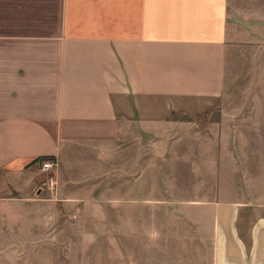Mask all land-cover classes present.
Segmentation results:
<instances>
[{
  "label": "crops",
  "instance_id": "obj_1",
  "mask_svg": "<svg viewBox=\"0 0 264 264\" xmlns=\"http://www.w3.org/2000/svg\"><path fill=\"white\" fill-rule=\"evenodd\" d=\"M230 10L231 0H0V232L44 205L34 203L40 158L58 163L67 200H110L117 185L116 200L156 201L140 192L151 183L140 175L146 137L224 94ZM205 207L209 264H264V193Z\"/></svg>",
  "mask_w": 264,
  "mask_h": 264
},
{
  "label": "rangeland",
  "instance_id": "obj_2",
  "mask_svg": "<svg viewBox=\"0 0 264 264\" xmlns=\"http://www.w3.org/2000/svg\"><path fill=\"white\" fill-rule=\"evenodd\" d=\"M229 24L234 47L222 97L188 103L146 137L140 175L151 183L140 192L157 200H116L117 185L107 188L110 200H67L59 182L56 191L42 189V173L34 203L44 205L27 221L17 219L13 233L0 232V264L210 263L212 212L205 205L264 193V0H231ZM125 171L128 199L136 187L127 177L138 173L131 158Z\"/></svg>",
  "mask_w": 264,
  "mask_h": 264
},
{
  "label": "built area",
  "instance_id": "obj_3",
  "mask_svg": "<svg viewBox=\"0 0 264 264\" xmlns=\"http://www.w3.org/2000/svg\"><path fill=\"white\" fill-rule=\"evenodd\" d=\"M39 163L40 171L48 175V180L44 183L42 189L45 190L47 188L56 191L58 163L54 159L42 160Z\"/></svg>",
  "mask_w": 264,
  "mask_h": 264
},
{
  "label": "trees",
  "instance_id": "obj_4",
  "mask_svg": "<svg viewBox=\"0 0 264 264\" xmlns=\"http://www.w3.org/2000/svg\"><path fill=\"white\" fill-rule=\"evenodd\" d=\"M46 159H52V158H40L39 160H36V161H42V160H46Z\"/></svg>",
  "mask_w": 264,
  "mask_h": 264
}]
</instances>
